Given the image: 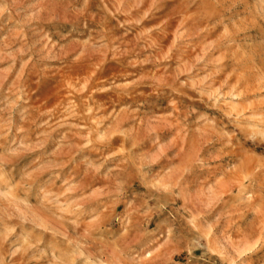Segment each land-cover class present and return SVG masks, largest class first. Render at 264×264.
<instances>
[{
  "label": "clouds",
  "instance_id": "9594fccd",
  "mask_svg": "<svg viewBox=\"0 0 264 264\" xmlns=\"http://www.w3.org/2000/svg\"><path fill=\"white\" fill-rule=\"evenodd\" d=\"M172 2L152 0L155 12L149 9L133 20L117 23L125 33L127 25H134L140 28L141 35H150L160 25L147 27L145 21H149L150 15L165 12ZM94 3L96 10L92 8ZM109 3L116 12L109 9ZM143 3L144 0H0V222L13 218L17 204L34 200L52 211L65 195L52 191L60 179L59 173L53 172L52 166L40 157L21 163L36 147L30 142L28 129L44 115H37L39 110L33 107V97L49 81L59 82L57 74L67 77L97 55L118 53L117 48H109L113 42L102 30L104 21L107 17L115 19L116 13L130 15ZM185 3L186 11L198 14L202 41H206L201 54L191 61L185 60L179 51L183 45L174 41L176 67H165V76L150 78L153 91L160 95L153 100L149 98L151 92L139 90L135 96L143 98L146 112L157 110L160 98L165 99L181 130L187 129L205 140L211 138L208 149L197 154L185 169L187 178L169 175L171 169L161 175L166 165L161 163L154 168L150 157L147 162L137 159L134 145L123 154L104 156L111 138L119 133L111 125L91 126L101 119L97 109V113L85 117L91 121L93 135L83 137L80 150L101 152V158L90 160L85 154L81 162L85 163V175L109 181L110 189L105 193L109 200L90 206L89 198L80 196L59 228L37 231L38 223L17 216L20 232L11 240L9 236L15 228L0 235V264H4L5 244L10 246L8 264H15L12 258L17 256L21 257V264H152L150 258H154L158 250L155 246L161 240L165 244L206 249L207 238L214 229L219 234L217 225L229 215L231 207H249L255 194L264 192V171L258 169L241 181L240 197L230 198L223 209L212 215L208 213L213 206L202 201L193 204L195 197L187 199L182 209L169 210L173 200L184 196L207 175L205 170L211 167L213 152L235 149L234 155L218 162L220 171L234 168L244 152L264 155V0ZM98 12L103 14L100 31L96 24ZM171 54L170 48L163 59H171ZM157 59L149 57L130 63L136 67ZM140 82L116 84L113 80L108 87L98 90L127 96L132 95L131 85ZM126 109L138 112L141 103L133 100L126 104ZM166 139L152 138L157 152ZM113 155L120 160L108 166ZM45 172L49 175L45 176ZM130 176L144 178L146 190L127 193ZM116 202H123V212H115ZM220 247L225 252L226 264H251L236 255L227 241ZM205 264L216 261L206 256Z\"/></svg>",
  "mask_w": 264,
  "mask_h": 264
},
{
  "label": "rangeland",
  "instance_id": "374dc122",
  "mask_svg": "<svg viewBox=\"0 0 264 264\" xmlns=\"http://www.w3.org/2000/svg\"><path fill=\"white\" fill-rule=\"evenodd\" d=\"M108 7L112 12H116L112 3H109ZM186 7L185 0H174L167 4L165 12L150 15L149 21H145V26L160 25V29L154 30L150 35H141L140 28L134 25H127L128 31L125 33V29L120 28L117 21L123 22L137 18L138 13L152 9V0H144L142 9H133L130 15L116 13L115 19L107 17L102 30L106 36H111L113 43L109 45V48L115 47L119 52L108 51L106 55H97L90 63H85L68 73L67 77H64L62 73L57 74L59 82L49 81L36 93L33 97V107L39 110L37 115L40 113L44 115L28 129L30 142L36 147L25 155L21 163H31L40 157L42 162L52 166L53 172L59 173L60 179L56 181L52 191L63 192L65 195L61 196L59 204L52 211H48L34 200L17 204L13 218L0 222V235L7 232L9 228H15V232L9 236L11 240L20 232L18 227L20 221L16 219L17 216L38 223L37 231L59 228L63 218L71 213L73 202L82 195L89 198L90 206L109 200L105 194L110 189L109 181L85 175V163L81 162L85 154L90 160L101 158V152L92 151L90 148L80 150V146L84 143L83 137L93 135L89 128L91 121L85 117L91 113H97V109L99 110L97 115L101 119H97L96 124L91 126L111 125L113 130L119 133L111 138L109 148L103 152L104 156L123 154L126 148L134 145L132 150L136 152L137 159L147 162V158L150 157L153 161L151 167L154 168L161 163L166 165L161 175L171 169L169 175H184L187 178L185 169L192 164L197 154H203L208 149L212 143L211 138L205 140L199 135L188 132L187 129L181 130L171 114V107L166 106L167 101L162 97L157 110L146 112L142 106L143 98L135 96V91L139 90L151 92L152 95L149 98L153 100L160 95L159 91H153L150 78L165 76V67L173 69L176 67L177 50L173 47L174 41L177 45H183L179 51L183 53L185 60L191 61L201 54L206 41H202L198 14L186 11ZM92 8L96 10L95 3ZM152 11L155 12V9ZM182 12L189 13L184 23L181 21L184 17ZM101 16L103 14L98 12L96 19L98 31L101 30L99 28ZM164 23H171V27L167 34L163 35L164 38L157 40L154 35L162 34L161 27ZM170 48L172 49L171 59H163ZM149 57H158V59L152 63L137 64L136 67L130 63L137 60L143 61ZM113 80L116 84L141 82L132 84L129 89L132 95L127 96L117 95L113 91L98 90L108 87ZM218 82L223 83L219 78ZM133 100L141 103V110L135 113L126 109V104L132 103ZM135 106L133 104V107ZM122 109L125 110L122 111ZM37 125L40 126L37 127ZM156 136L167 138L163 141L160 152H157L152 145V138ZM137 149L140 151L137 152ZM234 153L235 149L213 152L211 167L205 170L207 175L202 176L195 187H190L184 196L173 200L169 210L182 209L187 199L195 197L192 200L193 204L202 201L204 204L213 206L208 213L212 215L218 209H223L230 198L238 199L240 184L244 177L258 169L264 171V155L247 151L241 155L234 168L218 170V162ZM119 160V156L113 155L108 166H114L113 161L119 162ZM243 162L252 167L250 172L240 170ZM44 175L47 176L49 173L45 172ZM145 190L144 178L129 177L126 184L127 193ZM191 206L189 204V207ZM113 207L115 212L124 211L123 202H116ZM53 212L56 214L53 215ZM192 223H196L195 219ZM65 227H67L66 224ZM217 228L220 230L219 234L215 229L213 230V234L207 238L206 249H190L184 244H165L163 240L159 241L155 246L158 250L154 258H150L152 264H205L206 256L215 260L216 264H226L225 252L220 247L225 241L230 244L236 255H240L251 264H261L264 261V192L255 194L249 207H231L229 215L221 218ZM45 234L48 235V232L45 231ZM4 248V264H8L7 253L10 246L5 244ZM12 259L15 264H21V257Z\"/></svg>",
  "mask_w": 264,
  "mask_h": 264
},
{
  "label": "bare ground",
  "instance_id": "6f19581e",
  "mask_svg": "<svg viewBox=\"0 0 264 264\" xmlns=\"http://www.w3.org/2000/svg\"><path fill=\"white\" fill-rule=\"evenodd\" d=\"M146 2V1H145ZM142 9V8H141ZM140 9V10H141ZM182 16H184L183 18H182V23H184V22H186L187 21V16H189V13L188 12H182ZM189 18V17H188ZM171 25V23H164V25H163V27H161L162 28V34H160V35H154L155 36V38H157V40H160V39H162V38H164L165 36H163V35H166L167 34V32L169 31V29H170V26ZM98 60H100V59H98ZM100 62H101V60H100ZM98 63V62H97ZM99 65V64H98ZM97 65V66H98ZM84 75V74H83ZM88 89V88H87ZM252 167H250V165L249 164H247V163H244L243 162V164L241 165V167H240V170H246V172L248 173V172H250V169H251ZM236 172V171H235ZM246 173V174H247ZM245 174V173H244ZM243 178V177H242ZM238 181V180H237ZM241 181V180H240Z\"/></svg>",
  "mask_w": 264,
  "mask_h": 264
}]
</instances>
